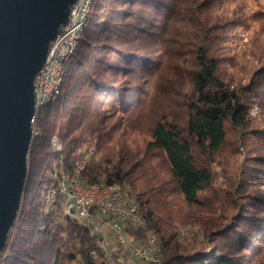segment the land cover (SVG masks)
<instances>
[{
    "label": "trees",
    "instance_id": "1",
    "mask_svg": "<svg viewBox=\"0 0 264 264\" xmlns=\"http://www.w3.org/2000/svg\"><path fill=\"white\" fill-rule=\"evenodd\" d=\"M221 1L93 0L77 48L64 64L61 93L38 111L19 214L0 250V264H107L91 228L65 215L59 202L48 209L44 190L55 182L54 169L72 171L83 162L79 148L92 145L100 151L106 142H115L118 126L108 115L130 113L157 86L166 93L175 89L166 82L176 75L188 85L183 94L174 90L187 110L186 121L181 124L162 112L145 147L165 160L168 177L122 145L84 161L80 176L87 185L104 181L136 195L145 227L131 233L135 240L156 234L169 264H264V224L257 226L255 218L233 227L235 222L224 225L225 216L212 215L225 210L219 203L226 198L218 195L227 193L224 189L214 191L220 201L216 205L201 199L213 185L211 165L221 156L229 131L236 143L245 144L252 124L250 106L259 96L257 80L237 86L224 71L227 39L218 32L213 13ZM240 1L232 12L264 29V10L244 15L246 1ZM53 135L61 142L59 149L52 147ZM174 193L186 206L207 212L191 218L202 238L180 240L174 223L185 221L172 212ZM119 252L111 253L115 264L135 261L128 249L126 256Z\"/></svg>",
    "mask_w": 264,
    "mask_h": 264
},
{
    "label": "rangeland",
    "instance_id": "2",
    "mask_svg": "<svg viewBox=\"0 0 264 264\" xmlns=\"http://www.w3.org/2000/svg\"><path fill=\"white\" fill-rule=\"evenodd\" d=\"M245 1L244 15L248 12L264 10V0ZM227 2L230 1L224 0L217 3L218 7H214L213 10L218 25L221 27V31L218 32L227 39V49L222 54L223 57L221 56L224 71L234 78L237 86L257 80L258 84L255 89L259 96L253 99L250 106L252 124L248 129L245 144L236 143L233 132L229 131L227 142L221 150V156L213 159L211 165L214 172L213 185L202 192L201 199L204 204L216 205L220 201H215L214 191L224 189L227 193L222 192L218 195L222 197L224 194L223 198H226L219 203V206L225 207V210H214L212 215L225 216L224 225L235 222L233 227L235 225L242 227L244 223L248 225L256 218V225L260 226V224H264V73L257 74L264 71V29L259 31L258 21L247 20L238 13L232 12L235 4L238 5L240 0L233 4ZM166 83L171 84L172 87L174 84V88H179L181 94L188 90L186 78L182 75H176ZM175 89L171 88L166 93L162 86H157L130 113L115 112L112 116L108 115L109 120L116 122L118 126L116 134H113L115 142H106L105 148L100 151H97L92 145L89 146L95 148L97 158L103 152L104 154L116 152L117 148L122 145V148L138 154V158H143V162L153 163L155 169L164 178L168 177L165 160L158 155L157 151L145 152V147L150 139L151 126L162 112L181 124L186 121L187 110L182 104L180 94L178 96L174 92ZM164 105L167 108L162 107ZM171 197L174 201L172 212L185 221L184 223H174L180 240L188 242L192 236L197 239L202 238V230L191 222V218L203 211L186 206L181 196L176 193ZM206 214L205 211L203 215ZM204 244L208 251L211 242L207 237Z\"/></svg>",
    "mask_w": 264,
    "mask_h": 264
},
{
    "label": "water",
    "instance_id": "3",
    "mask_svg": "<svg viewBox=\"0 0 264 264\" xmlns=\"http://www.w3.org/2000/svg\"><path fill=\"white\" fill-rule=\"evenodd\" d=\"M75 0H0V250L28 172L33 79Z\"/></svg>",
    "mask_w": 264,
    "mask_h": 264
},
{
    "label": "built area",
    "instance_id": "4",
    "mask_svg": "<svg viewBox=\"0 0 264 264\" xmlns=\"http://www.w3.org/2000/svg\"><path fill=\"white\" fill-rule=\"evenodd\" d=\"M81 6L82 0H75L70 6L67 21L59 26L55 37L49 42L45 61L37 72L33 87L36 100L37 96L48 89L55 77V63L59 61V51L67 50ZM78 152L82 154L83 162L77 164H84V161L92 158L94 150L88 146L79 148ZM52 177L55 182L48 189L46 207L49 209L58 202L61 203L65 215L84 222L91 228L92 233H97L103 241V248L108 250L107 264H115L111 258L114 249H120L122 253L128 249L129 255L135 258L132 264H168L161 250L151 243L147 234L144 238L135 240L131 232L139 230V227L134 220L128 195L123 192L121 185L117 194H107L105 187L99 192L81 189L77 181L76 167L75 176H66L63 170L54 169ZM123 255L127 254L124 252Z\"/></svg>",
    "mask_w": 264,
    "mask_h": 264
},
{
    "label": "bare ground",
    "instance_id": "5",
    "mask_svg": "<svg viewBox=\"0 0 264 264\" xmlns=\"http://www.w3.org/2000/svg\"><path fill=\"white\" fill-rule=\"evenodd\" d=\"M93 0H82V6L79 13V16L76 20L75 25H73L72 34H70V41L67 47V50L59 51V61L55 63V77L48 86V89L41 95L37 96V100L35 99V92L34 94V103H35V109L34 114L31 118V125H32V138L34 135L38 132L35 128L34 124L36 123V117L38 114V111L40 110V107H42L47 102H52L57 99L59 94L61 93V84L65 78L66 75V69L64 67V64L72 58L71 56L75 52L77 45L79 43L81 33L83 31V28L85 26L86 22V16L91 8ZM69 15V14H68ZM35 79H37V73L34 76L33 79V87H35ZM51 144L52 147L55 149H59L61 147V142L59 138L56 135H53L51 137ZM94 152H92V160L93 158L97 159V155L95 154V148L92 147ZM84 164H77L76 166V175H77V181L79 183V188L85 189V190H92V192H99V190H102L104 187L106 188L107 194H117L118 191H120V185H114V184H108L104 181H98L97 183L93 185H87L80 176V171L83 168ZM65 172L66 176H75V167L72 171H63ZM123 188V192L128 195V200L130 201V208L132 212L134 213V220L136 221V225L139 227V230L143 229L145 227V218L143 215V212L141 211L139 205H138V199L137 196L130 193L125 186H121ZM49 187L44 190L43 198L45 203H47V199L49 197ZM96 240H97V249L100 250L106 257H108V250L107 248H103V241L100 237H98V234L95 233ZM150 241L152 244H156L157 249L161 250L160 242L157 239L156 234L150 233L148 235ZM169 264V263H168Z\"/></svg>",
    "mask_w": 264,
    "mask_h": 264
}]
</instances>
